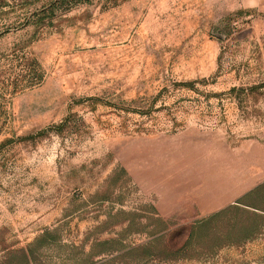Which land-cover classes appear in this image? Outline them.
<instances>
[{
  "label": "rangeland",
  "instance_id": "1",
  "mask_svg": "<svg viewBox=\"0 0 264 264\" xmlns=\"http://www.w3.org/2000/svg\"><path fill=\"white\" fill-rule=\"evenodd\" d=\"M55 1L0 0V264H264V0Z\"/></svg>",
  "mask_w": 264,
  "mask_h": 264
},
{
  "label": "trees",
  "instance_id": "2",
  "mask_svg": "<svg viewBox=\"0 0 264 264\" xmlns=\"http://www.w3.org/2000/svg\"><path fill=\"white\" fill-rule=\"evenodd\" d=\"M67 2V0H56L55 2H54V4H53V6L55 5V6H57V5H61V4H63V3H66ZM54 8H52V10H53Z\"/></svg>",
  "mask_w": 264,
  "mask_h": 264
}]
</instances>
